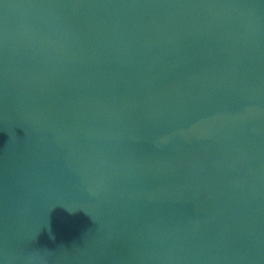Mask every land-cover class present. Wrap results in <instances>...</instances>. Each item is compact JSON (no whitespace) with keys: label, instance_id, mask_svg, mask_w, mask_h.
I'll return each instance as SVG.
<instances>
[{"label":"water","instance_id":"obj_1","mask_svg":"<svg viewBox=\"0 0 264 264\" xmlns=\"http://www.w3.org/2000/svg\"><path fill=\"white\" fill-rule=\"evenodd\" d=\"M0 127L264 165V0H0Z\"/></svg>","mask_w":264,"mask_h":264}]
</instances>
